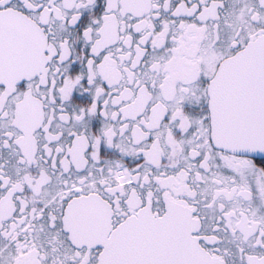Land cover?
Returning a JSON list of instances; mask_svg holds the SVG:
<instances>
[{
  "label": "snow or ice",
  "instance_id": "1",
  "mask_svg": "<svg viewBox=\"0 0 264 264\" xmlns=\"http://www.w3.org/2000/svg\"><path fill=\"white\" fill-rule=\"evenodd\" d=\"M0 264H264V0H0Z\"/></svg>",
  "mask_w": 264,
  "mask_h": 264
}]
</instances>
